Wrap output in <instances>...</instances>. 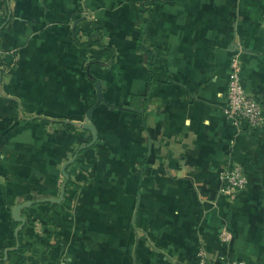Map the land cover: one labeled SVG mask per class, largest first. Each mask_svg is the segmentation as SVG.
<instances>
[{
  "label": "crops",
  "instance_id": "obj_1",
  "mask_svg": "<svg viewBox=\"0 0 264 264\" xmlns=\"http://www.w3.org/2000/svg\"><path fill=\"white\" fill-rule=\"evenodd\" d=\"M237 45L264 112V0H0V264L18 232L20 264H264V125L223 110Z\"/></svg>",
  "mask_w": 264,
  "mask_h": 264
},
{
  "label": "built area",
  "instance_id": "obj_2",
  "mask_svg": "<svg viewBox=\"0 0 264 264\" xmlns=\"http://www.w3.org/2000/svg\"><path fill=\"white\" fill-rule=\"evenodd\" d=\"M241 49L235 46L229 60V72L227 78L226 102L224 105L225 115L232 123L239 128H259L264 125V112L261 103L253 96L249 95L242 83L241 71L242 61L240 58ZM220 190L226 196H232L244 189L248 183L247 175L243 166L234 162L221 169L218 173ZM221 242L230 239V233L222 229L219 233ZM198 264H221L209 261L204 251L200 250ZM225 264H249L244 260H232ZM251 264V263H250ZM255 264V263H252Z\"/></svg>",
  "mask_w": 264,
  "mask_h": 264
},
{
  "label": "trees",
  "instance_id": "obj_3",
  "mask_svg": "<svg viewBox=\"0 0 264 264\" xmlns=\"http://www.w3.org/2000/svg\"><path fill=\"white\" fill-rule=\"evenodd\" d=\"M96 35V36H94ZM88 39L86 41H82V42H79L78 39H76V41L80 44V45H84V46H100L103 48V57L105 60H111L113 55H114V51L113 49L106 45V44H103L101 42V32L98 30V29H93L91 30L88 34ZM140 46V49L142 51L145 52L146 54V57H147V65H148V69H149V82H148V85L151 84V82H153V79H154V69H153V62L154 60L159 56V51L158 52H155L153 53L151 50H149L148 48H145L143 46V44H139ZM0 64H1V60H0ZM67 128L69 129H73V127L71 125H67ZM90 139V138H88ZM15 254L17 256V264H20V263H23L25 261H29L31 259H29L28 256L25 255V244L23 243V240H22V233L21 232H18L16 234V237H15ZM1 257V255H0Z\"/></svg>",
  "mask_w": 264,
  "mask_h": 264
}]
</instances>
